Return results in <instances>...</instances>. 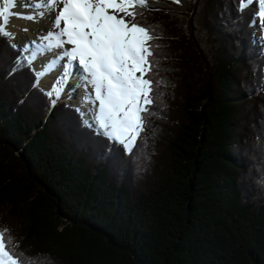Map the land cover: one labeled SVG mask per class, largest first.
I'll return each instance as SVG.
<instances>
[{
	"label": "trees",
	"instance_id": "trees-1",
	"mask_svg": "<svg viewBox=\"0 0 264 264\" xmlns=\"http://www.w3.org/2000/svg\"><path fill=\"white\" fill-rule=\"evenodd\" d=\"M239 3L137 8L153 103L131 152L0 37V230L24 264H264V56Z\"/></svg>",
	"mask_w": 264,
	"mask_h": 264
},
{
	"label": "snow or ice",
	"instance_id": "snow-or-ice-1",
	"mask_svg": "<svg viewBox=\"0 0 264 264\" xmlns=\"http://www.w3.org/2000/svg\"><path fill=\"white\" fill-rule=\"evenodd\" d=\"M253 3L257 4L254 16L264 29V0H240L239 10ZM58 5L53 30L42 38L48 43L40 49H61L46 64V72L59 68L61 73L48 94L59 96L73 75L79 77L82 84L77 86L92 89L85 99L96 106L98 134L131 152L144 131L146 106L153 103V81L146 77L153 55L149 41L154 37L150 27L136 20L137 8L146 7L147 0H33L31 5H24L34 9L28 14L13 13L16 0H3L0 37L13 35L6 30L11 16L36 20ZM36 58L34 51L30 61ZM6 232L0 230V264H24L20 255L9 250L11 238Z\"/></svg>",
	"mask_w": 264,
	"mask_h": 264
},
{
	"label": "rangeland",
	"instance_id": "rangeland-1",
	"mask_svg": "<svg viewBox=\"0 0 264 264\" xmlns=\"http://www.w3.org/2000/svg\"><path fill=\"white\" fill-rule=\"evenodd\" d=\"M32 2H33V0H16V7L12 9L13 13H20V11L19 12L17 11L18 10L17 7H20V6H21L22 11H30L31 12V10H34V9L31 7H24V5L25 4L31 5ZM2 4H3V0H0V6H2ZM46 15L47 14H45L44 16H46ZM39 19L44 20V17L38 18L36 20H28V19L20 18L16 15H13L9 19L10 22H12V23L14 22L13 26L10 25V22H9L8 25L6 26V30L13 34L11 42L13 44H15L17 48H19L21 50L23 49L24 51L22 50V52L24 54L25 53L27 54L26 56L25 55L24 56L27 58V62L30 64L31 69L33 70L36 78H38L39 86H41L43 88V86L45 85V86L53 88L51 79L53 78L54 75L56 76L57 73L58 74L60 73L59 68L51 71L50 74L47 76V78H46V76H43L44 78L41 77L42 78L41 79L39 77L40 76V66L44 67L46 70L47 62L54 55V53L60 52L61 49L57 48V49H53L52 51H44V52L40 51V49L44 45H47L48 41L42 39L46 35L45 32H42V34L39 35V33H37L36 29L33 28V23H31V22L34 21V25H39V21H38ZM37 21H38V23H36ZM24 23H31V28L29 29V27H25V25H23ZM255 27H256L255 38H256V41L260 44V48L263 51L262 54L264 56V37H263L264 29H262L260 27L259 20L256 22ZM34 51L37 53V58L35 60L30 61V57ZM51 52L53 55L50 54ZM38 65H39V67H38ZM43 79H45V80L43 81ZM77 80H79V77H77V76L74 79H72L73 82H78ZM44 83H46V84H44ZM45 88L46 87H44L43 89L47 93H50L53 91V89H52V91L49 92ZM64 91L66 92V94ZM90 92H91V90L89 87L77 86L76 88L75 87L73 88V86H71V88L68 89V91H67V88H63V91L59 94V96L54 95V101L58 105H61L63 102H65L71 106L76 107L78 109V111L81 113L83 119L85 118L87 123L95 126L96 125L95 120L92 119L90 116V114H92V113L91 112L87 113L88 105L92 109V110L90 109V111H93L94 110L93 107L95 106L85 99L86 95ZM156 124L159 125V122H156ZM164 128H166V127L164 126ZM168 128H169V126H168ZM164 130L166 132H169L167 128ZM156 142L157 141H156V138L154 136L152 143H156ZM152 155H154V153ZM2 220L3 219L1 218V214H0V222ZM10 229H11V227H10ZM12 233H13V231H12Z\"/></svg>",
	"mask_w": 264,
	"mask_h": 264
},
{
	"label": "bare ground",
	"instance_id": "bare-ground-1",
	"mask_svg": "<svg viewBox=\"0 0 264 264\" xmlns=\"http://www.w3.org/2000/svg\"><path fill=\"white\" fill-rule=\"evenodd\" d=\"M33 3V2H32ZM59 7H61L60 5H58L57 6V9L56 10H54V11H52V12H50V13H47V15L46 16H43L44 17V20L43 19H39L38 21H39V25H34V21L33 22H31V23H33V28L34 29H36V31H37V33H39V35H41L42 34V32H45V34H47L49 31H51V30H53V20H54V17H55V14H56V11H58V9H59ZM17 11L19 12L20 11V13H22V14H28V13H31V12H33L34 10H31V12L30 11H22L21 10V6L20 7H17ZM16 11V12H17ZM39 18V17H38ZM37 18V19H38ZM13 19V18H12ZM38 21L36 22V23H38ZM10 22V21H9ZM14 23V22H13ZM13 23L12 22H10V25H12L13 26ZM31 23H24L23 25H25V27H29V29L31 28ZM28 29V28H27ZM47 41V40H46ZM45 42V41H44ZM44 44V43H43ZM65 47H70L69 45H65ZM59 53V52H58ZM50 54H52V52L50 53ZM53 55V54H52ZM51 56V55H50ZM38 67H39V65H38ZM58 71V70H57ZM42 73H44V74H42ZM50 73H48V72H46V70H45V68L44 67H42V66H40V78L41 77H43V76H46V78H47V76L49 75ZM60 74L61 73H57V75L55 76H53V78L51 79V81H52V86H54V84H55V82L57 81V79H58V77L60 76ZM76 77V75H73V77L71 78V79H69L68 80V82H67V84L66 85H64V87L63 88H67V91H68V89H70L71 88V86H73V88L75 87H77V85H80V84H82V81L79 79V80H77L78 82H73L72 81V79H74ZM44 78V77H43ZM45 78V79H46ZM42 79V78H41ZM45 79H43V81L45 80ZM41 82V81H40ZM47 83V82H46ZM46 83H44V84H46ZM41 84V83H40ZM44 87H46L45 89L47 90V91H52V87H48V86H43V88ZM82 87V86H81ZM90 88V87H89ZM90 90L92 91V89L90 88ZM65 92V91H64ZM65 94H66V92H65ZM93 111H91V113L92 114H90V116H91V118L92 119H94L93 117H95V111H96V106H94L93 107ZM90 118V117H89ZM95 120V119H94Z\"/></svg>",
	"mask_w": 264,
	"mask_h": 264
}]
</instances>
